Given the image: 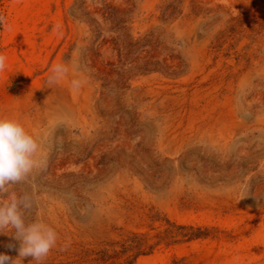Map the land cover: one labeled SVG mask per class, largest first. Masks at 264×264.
<instances>
[{
  "label": "rangeland",
  "instance_id": "1",
  "mask_svg": "<svg viewBox=\"0 0 264 264\" xmlns=\"http://www.w3.org/2000/svg\"><path fill=\"white\" fill-rule=\"evenodd\" d=\"M0 15V117L39 144L9 191L58 233L41 264H128L100 258L156 243L165 219L206 236L132 264H264V0H0Z\"/></svg>",
  "mask_w": 264,
  "mask_h": 264
},
{
  "label": "clouds",
  "instance_id": "2",
  "mask_svg": "<svg viewBox=\"0 0 264 264\" xmlns=\"http://www.w3.org/2000/svg\"><path fill=\"white\" fill-rule=\"evenodd\" d=\"M4 23L5 17L0 15V25ZM5 66L6 56L0 53V73ZM67 71L63 64L55 65L48 85L57 83ZM72 83L73 87H79L78 81ZM38 151L37 140L18 120L0 117V194L8 196V199L0 200V233L11 232V236L20 242L19 257L12 260L8 255L0 254V264H16L17 260L29 256L41 264L57 246L58 233L52 226L39 219H28L34 206V196L28 193L18 196L9 191L11 186L26 182L33 170L39 167Z\"/></svg>",
  "mask_w": 264,
  "mask_h": 264
},
{
  "label": "trees",
  "instance_id": "3",
  "mask_svg": "<svg viewBox=\"0 0 264 264\" xmlns=\"http://www.w3.org/2000/svg\"><path fill=\"white\" fill-rule=\"evenodd\" d=\"M128 2L131 0H127ZM101 16L104 20L111 23L120 24L121 29L124 28L126 20L123 16V10L112 7L111 5L105 4L101 9ZM123 36L126 34L122 33ZM126 36V35H125ZM160 218H156L154 221H159ZM165 229L162 233H159L156 237L158 241L154 244H147L143 237L132 236L128 238L124 243L121 244V250L113 251V254L108 255L107 252H103L100 259L108 261L116 257H123L127 255L128 264H132L134 260L140 255H146L151 253L156 246L163 241H170L171 243L191 241L206 236L205 230L201 227H195L193 225H183L171 222L165 219Z\"/></svg>",
  "mask_w": 264,
  "mask_h": 264
}]
</instances>
